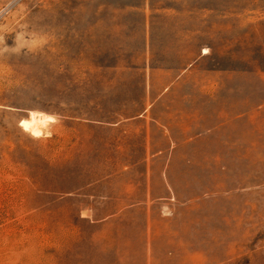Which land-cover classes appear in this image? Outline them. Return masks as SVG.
<instances>
[{"label":"rangeland","instance_id":"374dc122","mask_svg":"<svg viewBox=\"0 0 264 264\" xmlns=\"http://www.w3.org/2000/svg\"><path fill=\"white\" fill-rule=\"evenodd\" d=\"M0 264H264V0H0Z\"/></svg>","mask_w":264,"mask_h":264},{"label":"bare ground","instance_id":"6f19581e","mask_svg":"<svg viewBox=\"0 0 264 264\" xmlns=\"http://www.w3.org/2000/svg\"><path fill=\"white\" fill-rule=\"evenodd\" d=\"M32 118H33V116H32ZM39 119H40V121H43V120H46V119H49L50 120V118H51V116H39L38 117ZM37 118V119H38ZM52 119V118H51ZM31 121V120H30ZM29 120H26V121H24V126H26L27 127V129H30L31 130V132H32V134H34V133H36L37 132V128L35 127V126H32V124H31V122H30ZM33 121V120H32ZM51 121V120H50ZM30 122V123H29ZM44 122H46V121H44ZM43 122V123H44ZM33 124H34V122H32ZM42 123V124H43ZM39 132V131H38Z\"/></svg>","mask_w":264,"mask_h":264}]
</instances>
